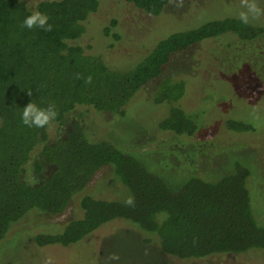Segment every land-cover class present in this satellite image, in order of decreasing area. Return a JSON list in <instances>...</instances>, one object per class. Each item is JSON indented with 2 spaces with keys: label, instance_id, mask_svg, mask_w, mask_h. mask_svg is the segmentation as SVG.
<instances>
[{
  "label": "trees",
  "instance_id": "16d2710c",
  "mask_svg": "<svg viewBox=\"0 0 264 264\" xmlns=\"http://www.w3.org/2000/svg\"><path fill=\"white\" fill-rule=\"evenodd\" d=\"M114 1L122 6L132 4L151 15L161 14L170 2ZM101 4L102 0H0V242L32 210L62 214L73 197L104 166L112 164L127 189L126 194L123 188L124 199L84 195L82 217L66 222L60 231L47 225L33 232L39 247L35 246L32 253L36 254L31 256L45 259L46 251L52 252L50 246L56 254L65 255V246L80 243L116 218L156 232L161 250L180 258L264 248V221L253 211L247 186L251 169L238 159L229 173L212 180L191 175L174 192L141 163V154L126 152L105 137L91 138L82 121L70 117L84 108L123 116L138 90L160 79L183 51L225 35L254 40L264 34V23L245 24L229 16L192 27L180 25L157 40L146 55L139 53L130 66H118L71 42L85 33V21ZM32 11L47 15L51 30L24 27L23 20ZM119 24L114 16L105 34L110 36L112 31L114 39H119L113 31ZM185 90L183 80L163 78L154 101L176 102ZM29 102L45 108L52 105L55 118L42 128L24 125L21 112ZM197 116L171 106L159 126L177 135H193L198 129ZM53 123L65 125L56 138L50 136ZM226 124L238 132L256 129L251 122L235 117ZM33 154L36 181L30 183L24 173Z\"/></svg>",
  "mask_w": 264,
  "mask_h": 264
},
{
  "label": "rangeland",
  "instance_id": "374dc122",
  "mask_svg": "<svg viewBox=\"0 0 264 264\" xmlns=\"http://www.w3.org/2000/svg\"><path fill=\"white\" fill-rule=\"evenodd\" d=\"M255 2L264 9V0ZM244 3L245 0H170L161 14L151 15L132 4L122 6L114 0H102L101 7L85 21V33L71 42L83 46L86 53L101 55L106 62L130 66L139 53L146 55L173 28L238 17ZM114 16L120 21L113 27L119 39H114L112 31L110 36L105 34ZM249 22L262 24L264 15ZM245 59L247 66H243ZM174 60L160 79L138 90L126 105L125 115L84 108L70 117L81 120L91 138L105 137L126 152L141 154V163L174 192L191 175L212 180L229 173L238 159L251 169L247 179L251 203L258 218L264 221V34L246 41L234 35L214 38L183 51ZM167 77L183 80L185 94L173 103H155L159 82ZM171 106L198 115V129L193 135H177L160 128L159 123ZM233 117L251 122L256 129H228L226 122ZM64 128V124L53 123L50 136L56 138ZM35 155L24 173L30 183L36 181ZM103 168L73 197L62 214L46 215L32 210L13 226L0 242V264H264V248L201 258L169 255L161 250L156 232L122 218L104 223L80 243L65 246V255L56 254L50 246L52 252L46 251L45 259L31 256L36 254L32 253L35 246L39 247L33 232L47 225L50 230L60 231L66 222L82 217L80 200L84 195L124 199L121 197L127 189L122 187L114 166Z\"/></svg>",
  "mask_w": 264,
  "mask_h": 264
},
{
  "label": "clouds",
  "instance_id": "9594fccd",
  "mask_svg": "<svg viewBox=\"0 0 264 264\" xmlns=\"http://www.w3.org/2000/svg\"><path fill=\"white\" fill-rule=\"evenodd\" d=\"M264 15V9L258 7L255 0H245L243 5V10L238 12V18L241 22L247 24L250 19H255ZM48 16L39 11H32L30 14L26 15L23 20V26L32 29L42 28L45 31L51 30V25L48 23ZM29 95L31 93L29 92ZM56 112L52 105L48 107H41L34 102H29L21 112V121L24 125L28 127H37L42 128L46 126L50 120L54 119ZM131 199L128 200V203H131Z\"/></svg>",
  "mask_w": 264,
  "mask_h": 264
}]
</instances>
